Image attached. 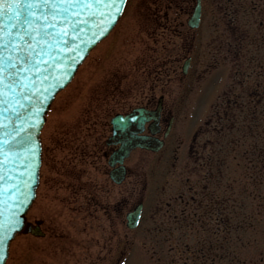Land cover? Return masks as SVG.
Segmentation results:
<instances>
[{
  "label": "rangeland",
  "instance_id": "obj_1",
  "mask_svg": "<svg viewBox=\"0 0 264 264\" xmlns=\"http://www.w3.org/2000/svg\"><path fill=\"white\" fill-rule=\"evenodd\" d=\"M172 1L128 0L116 27L91 51L71 84L56 96L41 135V180L36 201L29 211L31 219L45 221L47 236L37 239L17 235L6 264H264V218L251 226H246L245 221L256 212H263V216L264 186L258 189L253 186V174L248 170L252 164L248 162L246 168L237 164L244 159L242 153L249 150L252 142L241 140L239 145L231 142L239 139L246 130L244 127L237 128L229 137L217 133L213 115L216 109L225 107L221 99L245 90L251 98L249 106L260 103L261 109L256 112L264 120V59L261 56L264 43H260L264 39V0H202V20L197 31H189L186 25L195 0L187 4L174 0V6L167 9ZM166 14L174 22V28L162 32L159 27ZM188 56L192 58V65L184 77L182 65ZM155 79L159 80L154 82ZM148 87H152L150 90L156 99L163 93L166 103L179 109L174 130L178 143L173 142L178 150L175 161L165 156L158 162L161 156L151 155L147 163H141L133 157L136 167L132 166L131 170L136 179L132 180L135 181L131 185L135 191L132 195L128 192L129 180L119 186L112 183L106 160H102V166L101 160H97L103 172L97 171L94 156L98 146L95 144L102 141L100 131L106 135L107 113L134 107L147 94ZM197 92L198 95L200 92L198 101L189 111L192 107L189 99ZM111 95L119 96L126 104L103 105L114 100L109 98ZM210 95L213 97L206 107L205 100ZM245 119L242 116L239 122L245 123ZM208 121L212 123L205 126ZM91 122L99 124L88 129ZM219 126L222 130L226 124L219 123ZM196 128L195 132L199 129L209 132L193 137L189 144V135ZM258 141L264 144L261 133ZM169 150L171 155L172 147ZM211 153L227 159L225 187H230L229 184L234 187L230 188L231 197L243 202L235 210L231 209L233 227L226 240L229 247L226 255L217 248V237L211 243L206 242L214 236L202 227L209 223L201 220L203 212L193 211L197 200L193 199L185 208V202L179 197L184 193L185 198L191 199L195 192H188L191 187L205 186L202 161ZM238 180L241 187L236 185ZM146 181L152 193H147V207L140 225L130 231L124 214L120 215L118 209L121 205L122 212V204L129 206L137 199ZM256 189V198L237 196ZM72 190L77 191V196L72 195ZM79 193L85 199L94 197L92 200L100 204L101 211L90 210ZM189 221L192 224L187 226ZM242 221L246 229H233ZM50 226L56 231L51 232ZM221 237L224 238L223 233L218 235ZM187 245L200 254L194 261L185 252ZM203 250L209 256L218 257L223 253L227 259L216 258L214 263L210 259L199 260ZM188 257L187 261L183 260Z\"/></svg>",
  "mask_w": 264,
  "mask_h": 264
},
{
  "label": "water",
  "instance_id": "obj_2",
  "mask_svg": "<svg viewBox=\"0 0 264 264\" xmlns=\"http://www.w3.org/2000/svg\"><path fill=\"white\" fill-rule=\"evenodd\" d=\"M29 2L41 5L32 10L35 15L21 9L9 19L5 8L8 15L2 18L13 36L10 43L7 37L0 43V264L35 197L41 166L39 134L53 97L115 25L125 0H47L46 6L45 0ZM199 16L198 6L191 26H197ZM118 119L113 120L116 128L121 124ZM137 219L138 214L131 227Z\"/></svg>",
  "mask_w": 264,
  "mask_h": 264
},
{
  "label": "flooded vegetation",
  "instance_id": "obj_3",
  "mask_svg": "<svg viewBox=\"0 0 264 264\" xmlns=\"http://www.w3.org/2000/svg\"><path fill=\"white\" fill-rule=\"evenodd\" d=\"M162 27L166 28V30L168 29V26L166 23ZM165 63L166 62L164 61V64ZM112 103L116 104V105H125L126 104V102L124 100H122V98H117ZM134 106L142 107V108L147 110V113H146L147 122L144 124L143 130L136 133L135 135L140 137V139H142L146 144L150 145L151 148L150 149H139V148H137L134 151H132L131 154L124 160L123 165L126 166V170H125L126 179H125V181L126 180L130 181L128 183L130 186L128 188L129 189L128 192H132L133 193L132 195L135 194L134 187L131 186V185H133L132 183H134L135 181H132V180L136 179L135 173L131 170L132 166H135V162L133 161V157H136L137 161L139 160L141 163H143V162L147 163V159H150L149 157H151V155L161 156V157H158V162H162L164 160L165 156L168 157V159L174 158V154L178 150L177 146H173V142H175L174 145H177V143H178V135L174 131V126H175L176 114H177L176 111L177 112L179 111V109L177 110L176 108L171 107L166 103L165 96H163L162 101H159V98L156 99L155 95H152L151 90H148L147 94L143 95L141 102L140 101L137 102ZM175 106H176V104H175ZM178 107H180V106L178 105ZM133 109L134 108H132V107H128V109H126V110H121L120 113L127 114ZM222 113H223V115H225V114H228V111L225 110ZM222 113L220 111L217 112L218 115H221ZM170 124H172L171 129H169ZM136 130H138V129L134 128V129H132V132H134ZM104 139L105 138H103L102 140H104ZM121 140H123L122 136L121 137L120 136L114 137L112 135H109L108 137H106V140L104 142L105 146L101 142H100V144H98V143L95 144V146H98V149L96 150L97 155L94 156V158L96 160L97 171H100V173L103 172V170H102L103 168L102 167L100 168V166H98L97 160L98 159L101 160V166H102V160L103 159H105V158L109 159L112 154L117 152V150L120 147ZM160 141H163L164 147L158 152L152 151V149L155 148L159 144ZM171 147H172V155H170V153H169V151H170L169 149ZM130 164H132V165L129 166ZM192 190L195 192H193L191 199L185 198L186 196L183 195L184 193L179 195L181 201L185 202V208L189 207L188 204H189V202L190 203L193 202V199H195V200L200 199V197L197 199V196L201 195V194H198V190L195 188H191V190H188V192H191ZM75 192H76V190H72V195L77 196V192L76 193ZM149 192H150V194L152 193L151 188L147 187V184H146L145 194L142 195V193H139L137 195V199H135L129 206H127L126 203L122 204L124 206L122 212H121V205H120L119 209H118V213H120V215H121V213H123L124 217L126 218L127 214L131 213L134 210L137 203L141 202V199L143 196V199H144V201H143L144 206H143V210H142V218H143L145 206L147 207V196L149 195ZM147 193H148V195H147ZM79 195H80V198L85 201V204L90 207V210H94L95 212L101 211L100 204H98L97 202L92 200L94 197H90L88 199H85L84 194L79 193ZM87 195H89V194H87ZM193 211H194V208H193ZM117 221H120V220L118 219ZM40 222L42 224H44L43 221H40ZM120 222L123 223V221H120ZM190 224H192L191 221H189L187 226H189ZM41 227L43 228L44 225H42ZM50 228H51L50 230H52L54 232L56 231L55 228H52V227H50Z\"/></svg>",
  "mask_w": 264,
  "mask_h": 264
},
{
  "label": "snow or ice",
  "instance_id": "obj_4",
  "mask_svg": "<svg viewBox=\"0 0 264 264\" xmlns=\"http://www.w3.org/2000/svg\"><path fill=\"white\" fill-rule=\"evenodd\" d=\"M121 3L124 2V0H120ZM47 5V0H45V6ZM39 2H29V0H0V43L5 42V37H7V42H11L13 33L12 31H6V26L3 21V17L5 15H8V13H11L9 15V19H12L13 16L19 15V12L21 9L25 10L28 15H35V13L32 11L34 8L40 7ZM5 8L8 9V13L5 12ZM12 29L16 27L15 24H12L10 26ZM16 35H19L18 33ZM27 35V33H26ZM23 39V37H20ZM26 51V50H25ZM3 63V58H0V64ZM3 69L0 68V72H2ZM2 79V77H0Z\"/></svg>",
  "mask_w": 264,
  "mask_h": 264
},
{
  "label": "trees",
  "instance_id": "obj_5",
  "mask_svg": "<svg viewBox=\"0 0 264 264\" xmlns=\"http://www.w3.org/2000/svg\"><path fill=\"white\" fill-rule=\"evenodd\" d=\"M254 119L253 121V125L250 127V133L251 135L255 136V131L257 130L258 128V124L260 123V120H259V123L256 121V118L255 117H252ZM250 154L253 155L254 159H258L257 155L259 154V149H256V147H253L251 150H250ZM263 161H261V164H262V170L264 171V149H263ZM251 165V174H253V186L255 188H260V186H264V175L262 176V178H259V172L261 171V169H259V163L258 162H252L251 160L249 161ZM259 169V170H258ZM261 179V180H260ZM249 195H252V194H249ZM261 214L263 212H260ZM263 217H264V214H263ZM248 220H251V217L249 216Z\"/></svg>",
  "mask_w": 264,
  "mask_h": 264
}]
</instances>
